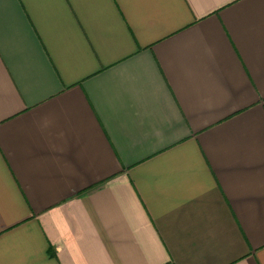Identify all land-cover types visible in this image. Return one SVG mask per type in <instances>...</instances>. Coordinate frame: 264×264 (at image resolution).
<instances>
[{
  "label": "crops",
  "instance_id": "1",
  "mask_svg": "<svg viewBox=\"0 0 264 264\" xmlns=\"http://www.w3.org/2000/svg\"><path fill=\"white\" fill-rule=\"evenodd\" d=\"M0 264H264V0H0Z\"/></svg>",
  "mask_w": 264,
  "mask_h": 264
}]
</instances>
